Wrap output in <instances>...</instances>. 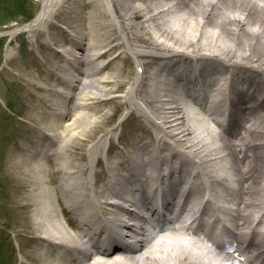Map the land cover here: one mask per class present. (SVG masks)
Masks as SVG:
<instances>
[{
  "label": "bare ground",
  "instance_id": "obj_1",
  "mask_svg": "<svg viewBox=\"0 0 264 264\" xmlns=\"http://www.w3.org/2000/svg\"><path fill=\"white\" fill-rule=\"evenodd\" d=\"M43 1L35 20L21 32L36 36L48 28L49 46H63L52 54L68 75L48 73L47 88L39 86L45 94L67 100L55 104L47 123L48 129L58 130L52 138L63 141L62 149L77 138L73 130L99 124L94 115L106 103L124 107L129 102L131 96L118 94L129 84L127 77L115 67L117 61L129 60L133 69L137 67L136 78H141L127 93L137 95L151 118L160 120L161 135L192 152L194 159L190 163L185 155L165 147L147 151L148 143L140 140L132 150L105 158L74 156L15 164L14 182L25 194L19 203L22 224L26 221L32 237V249L21 264L264 261V0ZM73 4L90 11L80 14ZM56 17L61 18L57 24ZM15 32L6 35L15 38ZM70 70L76 72L74 78ZM105 72L114 73V79L103 76ZM184 80L187 86L174 96V82ZM54 83L69 88L66 97ZM184 100L193 107L187 109ZM129 114L134 116V111ZM149 135L158 142L159 136ZM101 162L103 179L94 170ZM48 168H54L52 173ZM172 180L178 187L193 184L176 223L149 238L144 235L148 217L141 219L139 229L124 223L132 238L120 231L122 221L135 217L134 211H123L122 202L168 208L143 199L153 198L158 187L170 191ZM176 190L174 196L181 192ZM225 192L230 199L222 208ZM205 198L207 209L201 211ZM199 212L210 218L216 212L228 217L230 244L225 251L217 249L216 240L199 224L195 230L183 224L182 216L193 219L192 225L201 217ZM214 222L206 223L207 229L212 230ZM88 237L93 240L83 242ZM125 238L134 244L125 243Z\"/></svg>",
  "mask_w": 264,
  "mask_h": 264
},
{
  "label": "rangeland",
  "instance_id": "obj_2",
  "mask_svg": "<svg viewBox=\"0 0 264 264\" xmlns=\"http://www.w3.org/2000/svg\"><path fill=\"white\" fill-rule=\"evenodd\" d=\"M2 1L4 0H0L1 3ZM30 1L33 3L32 7H34L35 13L38 14L44 1ZM72 8L79 10L80 14L90 11L89 9L85 11L83 5L73 4ZM58 21H61L60 17H56V24ZM117 21L115 20L114 26L119 30ZM19 26V23H14L0 28V34L4 35L14 31ZM43 29L37 31L36 36H29L25 33L17 35L13 39L5 37L7 42L0 69V264H21L25 261L23 259L25 252H30L32 249V237L27 231L26 221L22 224L21 210L19 209V203L25 194L17 189L13 178V166L19 164L20 161L36 159L49 163L47 159L63 160L74 156L105 158L106 155H116L119 152L132 150L140 140L148 143V147L145 148L147 151L165 147L173 149L180 155H185L190 163L194 159L192 152L190 153L188 150L186 152L185 147L181 146L185 150L184 153L181 147L176 146L170 138L161 135L160 129H157L159 126L157 123L160 120L151 118L153 114L141 100L137 99V95L127 93L131 83L141 78H136V75L138 77L137 67L133 69L129 60L117 61L115 64V67L123 72L121 76H126L129 83L118 94L123 97L125 94V97L131 96L129 102L124 107L106 103L101 111L94 115L93 121L99 122V124L83 125L79 129L73 130L77 134V138L62 149L63 141L60 142L58 137L57 139L56 137L52 138L56 134L55 131L58 130L48 129L47 123L51 119L49 118L50 114L56 108L55 104L64 105L67 100L56 93L45 94L39 86L47 88L48 73L67 76L68 70L63 68L64 64L56 60L52 54L53 51L61 52L62 44H58L54 48L50 47L46 36L48 28ZM50 33L53 37L59 36L58 32L50 31ZM19 40H24V43L28 45L24 53H21ZM107 59L101 60V62L105 63ZM70 74H72L71 78H74L76 72L70 70ZM103 76H108L113 80L115 74L105 72ZM180 83L174 82L172 88L175 92L174 96L182 93ZM53 85L59 92L63 87L55 83ZM62 90L61 96L66 97V93L70 92L68 87H64ZM8 99L16 106L21 117L6 118L4 113L8 111L6 109ZM184 101L187 109L193 107L190 101ZM130 110L134 111V116L129 114ZM141 110L144 112L140 113ZM40 116L43 117L42 120L38 119ZM119 122L121 124L118 126ZM209 126L211 129L215 128L214 123ZM91 127L93 130L90 132ZM151 133L159 136L158 142H152L149 135ZM34 154H41V156L35 158ZM104 168L103 162L94 168L102 179ZM53 170L54 168H48V172L52 173ZM227 194L225 192V195ZM56 207L58 218H62L60 208ZM23 214L25 215L24 212Z\"/></svg>",
  "mask_w": 264,
  "mask_h": 264
},
{
  "label": "trees",
  "instance_id": "obj_3",
  "mask_svg": "<svg viewBox=\"0 0 264 264\" xmlns=\"http://www.w3.org/2000/svg\"><path fill=\"white\" fill-rule=\"evenodd\" d=\"M4 3L6 4L4 5ZM32 4L30 0H4L2 3L0 2V28L10 25L14 21H20L25 24L33 20L35 12ZM21 45L22 53L26 52V45L23 43ZM3 47V43H0V54ZM7 107L14 115H17V111L14 109L15 106L10 101H8ZM6 118H12V116L8 114Z\"/></svg>",
  "mask_w": 264,
  "mask_h": 264
}]
</instances>
